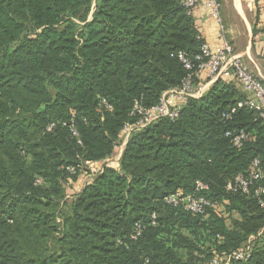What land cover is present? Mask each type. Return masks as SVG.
Here are the masks:
<instances>
[{
  "label": "trees",
  "instance_id": "obj_1",
  "mask_svg": "<svg viewBox=\"0 0 264 264\" xmlns=\"http://www.w3.org/2000/svg\"><path fill=\"white\" fill-rule=\"evenodd\" d=\"M204 41L182 0H0V264H203L252 235L250 259L231 263L264 264V177L247 194L227 188L255 157L264 172V118L222 117L244 97L234 80L133 131L119 168L86 167L121 146L136 101L150 108L182 84L178 52L194 58ZM228 129L251 140L237 148ZM178 190L215 207L168 203Z\"/></svg>",
  "mask_w": 264,
  "mask_h": 264
},
{
  "label": "built area",
  "instance_id": "obj_2",
  "mask_svg": "<svg viewBox=\"0 0 264 264\" xmlns=\"http://www.w3.org/2000/svg\"><path fill=\"white\" fill-rule=\"evenodd\" d=\"M202 0H182L183 5L188 12L194 14L195 8ZM204 6L209 14L217 19L221 18V0H203ZM222 43L212 47L207 41L201 45L200 51L191 58L184 51L178 52L179 59L183 62L185 68L189 70L188 75L183 80L182 84L176 88H172L163 93L160 101L150 108H145L139 101H136L133 106L132 114L138 115L136 123H127L123 130V142L125 145L131 133L137 129L145 128L148 125L158 121L163 117L176 118L180 108L184 102L190 97H200L206 90L205 88L212 81L219 78L232 79L238 83L244 90V97L237 101L229 110L222 113L224 119H231L239 109L248 108L254 110L258 115L264 118V80L253 73L243 62L242 58L235 52L234 45L230 40L226 39L225 31H221ZM198 84H196V80ZM204 82V84H202ZM54 124L50 126L52 128ZM73 131L77 134L76 129ZM237 148H241L246 141L251 140V135L244 129H228L225 132ZM87 168H91V161H87ZM109 166V164H108ZM93 168V167H92ZM75 170L74 167L71 168ZM93 171V170H92ZM101 169H95L93 173H99ZM264 177V172L261 168V159L255 157L249 169V174H239L233 181L227 185L229 190L241 191L250 193L251 186L255 181H260ZM207 188V185L201 181L197 182V190L201 191ZM255 195L264 194V186H259L255 189ZM166 201L172 205L184 203L191 212L195 214L204 213L209 206L215 207L210 199L205 195L194 193L190 195L184 194L181 190L169 194ZM262 202V200L260 199ZM155 218V215H153ZM142 225L136 223L135 233L132 238H137L142 233ZM252 244L246 243L242 247L225 254H217L203 264H231L234 260H248L252 255ZM145 264L151 263L149 259L145 260Z\"/></svg>",
  "mask_w": 264,
  "mask_h": 264
},
{
  "label": "crops",
  "instance_id": "obj_3",
  "mask_svg": "<svg viewBox=\"0 0 264 264\" xmlns=\"http://www.w3.org/2000/svg\"><path fill=\"white\" fill-rule=\"evenodd\" d=\"M194 16L205 41L212 47L220 45L223 28L226 39L234 45L235 52L245 65L264 80V0H221L220 21L209 14L202 0L195 8ZM214 82L208 84L205 88L206 92ZM236 84L244 95L243 88ZM125 145L120 146L109 159L91 162L92 170L98 168L102 170L108 164L119 168ZM87 178L90 176L88 175ZM254 238V235L250 236L248 242Z\"/></svg>",
  "mask_w": 264,
  "mask_h": 264
},
{
  "label": "rangeland",
  "instance_id": "obj_4",
  "mask_svg": "<svg viewBox=\"0 0 264 264\" xmlns=\"http://www.w3.org/2000/svg\"><path fill=\"white\" fill-rule=\"evenodd\" d=\"M93 167V166H92ZM90 170L92 171V168H90ZM93 172V171H92ZM84 177V176H83ZM83 177L81 176L80 179L78 177L77 180L72 181V179L70 178V180L66 183V191H67V197L72 196L74 193H76L78 190H80L82 184L84 183L83 181ZM87 177L85 176V179ZM216 209H218L219 211H225V207L223 205H218L216 207ZM221 209V210H220Z\"/></svg>",
  "mask_w": 264,
  "mask_h": 264
}]
</instances>
